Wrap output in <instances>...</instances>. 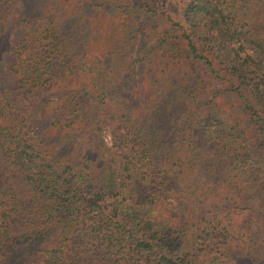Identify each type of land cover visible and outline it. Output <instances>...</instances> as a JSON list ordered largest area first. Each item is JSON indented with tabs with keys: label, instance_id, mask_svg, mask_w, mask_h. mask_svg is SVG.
I'll return each instance as SVG.
<instances>
[{
	"label": "trees",
	"instance_id": "obj_1",
	"mask_svg": "<svg viewBox=\"0 0 264 264\" xmlns=\"http://www.w3.org/2000/svg\"><path fill=\"white\" fill-rule=\"evenodd\" d=\"M6 1L0 264H264V0Z\"/></svg>",
	"mask_w": 264,
	"mask_h": 264
},
{
	"label": "rangeland",
	"instance_id": "obj_2",
	"mask_svg": "<svg viewBox=\"0 0 264 264\" xmlns=\"http://www.w3.org/2000/svg\"><path fill=\"white\" fill-rule=\"evenodd\" d=\"M26 2H28V0H7L6 1V5H7V7H9L10 9H9V12L10 13H8V18H7V20H9V18L10 17H12V16H14V15H16L17 13H16V9H22V8H24V4L26 3ZM5 21L3 24H5L6 25V29L8 30V31H11V23L9 22V21ZM6 33H7V31H6ZM5 59H4V57H3V59H2V61H4ZM99 135L102 137V139H103V141L105 142V143H108L107 141H108V139H109V135H108V133H107V131H106V128H101L100 130H99Z\"/></svg>",
	"mask_w": 264,
	"mask_h": 264
}]
</instances>
